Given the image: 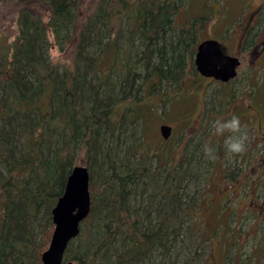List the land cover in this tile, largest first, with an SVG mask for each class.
<instances>
[{
  "label": "trees",
  "instance_id": "trees-1",
  "mask_svg": "<svg viewBox=\"0 0 264 264\" xmlns=\"http://www.w3.org/2000/svg\"><path fill=\"white\" fill-rule=\"evenodd\" d=\"M83 2L0 0L16 23L0 42V264H41L81 153L91 210L64 260L163 264L193 214L192 197L182 200L190 162L168 166L135 139L137 104L163 100L194 52L193 29L173 23L184 0H99L89 14ZM49 33L60 52L73 48L71 67L51 61Z\"/></svg>",
  "mask_w": 264,
  "mask_h": 264
},
{
  "label": "rangeland",
  "instance_id": "rangeland-1",
  "mask_svg": "<svg viewBox=\"0 0 264 264\" xmlns=\"http://www.w3.org/2000/svg\"><path fill=\"white\" fill-rule=\"evenodd\" d=\"M98 2L84 0L89 8L87 14ZM179 7L174 26L188 29L194 25V43L208 37L218 39L227 30L228 37L234 40L223 51L231 54L236 37L249 25L257 34L248 38L249 44L252 49H263L264 54V0H184ZM80 17L85 19L86 15L81 13ZM200 22L205 25L200 26ZM77 34H73L75 43L79 41ZM15 36V20L7 16L5 6H0V42ZM122 37H117L120 49ZM48 38L51 61L71 67L73 48L60 52L50 33ZM256 52L240 51L237 76L226 86L204 79L190 64L189 73L181 76V86L167 87L163 100L155 93L137 104L142 123L136 126L135 139L143 141L141 151L167 160L166 165L178 169L183 158L191 164L192 178L185 183L182 200L190 201L192 197L195 206L191 208L193 214L182 216L184 235L172 249V255L180 248L183 253L174 260L172 255L166 256L163 264H264V55L257 56ZM151 102L157 104L149 111ZM232 114L240 118L248 136L246 151L240 155L228 153L224 139L213 137L210 130L215 119ZM163 124L172 127L167 142L159 130ZM205 142L215 148V160L207 159L203 153ZM86 159L81 153L76 165L85 166ZM180 213L177 209V216ZM191 227L193 231L185 234Z\"/></svg>",
  "mask_w": 264,
  "mask_h": 264
},
{
  "label": "water",
  "instance_id": "water-1",
  "mask_svg": "<svg viewBox=\"0 0 264 264\" xmlns=\"http://www.w3.org/2000/svg\"><path fill=\"white\" fill-rule=\"evenodd\" d=\"M240 61L237 57L225 55L217 40H204L197 45L195 66L205 77L228 82L237 75ZM163 139L171 134V128H159ZM91 197L89 192V171L84 165H75L66 179L62 195L51 210L53 231L46 250L40 255L41 264H74L64 260L69 243L80 232V224L89 216Z\"/></svg>",
  "mask_w": 264,
  "mask_h": 264
},
{
  "label": "clouds",
  "instance_id": "clouds-1",
  "mask_svg": "<svg viewBox=\"0 0 264 264\" xmlns=\"http://www.w3.org/2000/svg\"><path fill=\"white\" fill-rule=\"evenodd\" d=\"M211 135L224 139V147L228 153L240 155L246 151L247 134L243 131L240 118L232 114L228 117H219L210 125ZM202 151L209 160L216 159V150L210 142H205Z\"/></svg>",
  "mask_w": 264,
  "mask_h": 264
},
{
  "label": "flooded vegetation",
  "instance_id": "flooded-vegetation-1",
  "mask_svg": "<svg viewBox=\"0 0 264 264\" xmlns=\"http://www.w3.org/2000/svg\"><path fill=\"white\" fill-rule=\"evenodd\" d=\"M262 7L263 6H260V7H258L259 9H262ZM256 11H257V9H255L254 10V12L256 13ZM253 12V13H254ZM257 15V14H256ZM251 16V15H250ZM250 19L252 18V17H249ZM189 21V20H188ZM200 26L201 25H205L203 22L201 23L200 22V24H199ZM200 26H199V29H200ZM175 28H182V26H177V27H175ZM188 29H193V32L195 33V37L197 36L196 35V29H195V26L194 25H192V24H190L189 25V28ZM252 29L253 28H251L249 25L246 27H244L242 30H241V32L238 34V37H236L237 38V40L235 41V44H234V49H235V51H233V53H231V54H228V53H224V51H223V48L224 47H226V44L227 45H231V43H232V41L234 40H232V38L229 36L228 37V33L226 34V32H227V30H226V32L225 33H223L224 35H221L220 37H218V39H216V38H210V37H208V38H205L204 40H211V39H213V40H217L218 42H220L221 43V46H222V51H223V53L225 54V55H231V56H234V57H237L238 59H239V61H240V63H241V58H240V56H241V53H240V51H245V50H254L255 52H256V50H257V52H256V55L258 56H263L264 54L262 53V51H263V49L262 50H258L257 48H256V50H255V48L254 49H252V47H251V43L249 44V42H248V38L251 36L252 38H254V37H256L257 36V34L256 33H252ZM204 40H201V41H199V42H197V43H194L195 42V39H194V42H193V49H194V52H193V54L191 55V56H189L188 57V60H187V63H186V65H185V68H184V72H183V74H182V76H184L186 73H189V71H188V68L190 67V64H192V68H194V71L197 73V74H199L201 77H203L204 79H206V80H208V81H213V82H215V83H217V84H220V86H226V84L229 82H221V81H218V80H215L214 78H212V77H205V76H202L199 72H198V70L196 69V66H195V55H196V49H197V45L199 44V43H201L202 41H204ZM262 54V55H261ZM239 66H240V64H239ZM238 66V67H239ZM238 67H237V69H238ZM237 76V75H236ZM231 81V80H230ZM182 82H183V78L181 77V79H180V81H179V83L177 84V87L178 86H181V84H182ZM199 91H201V89L199 90ZM163 125H165V126H168V127H170L171 128V131H172V127L170 126V125H167V124H163ZM163 125H160V127L161 126H163ZM159 127V128H160ZM170 137V136H169ZM169 137L167 138V139H164L165 140V142H167L168 140H169Z\"/></svg>",
  "mask_w": 264,
  "mask_h": 264
}]
</instances>
